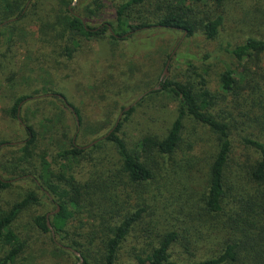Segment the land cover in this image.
I'll use <instances>...</instances> for the list:
<instances>
[{
	"label": "trees",
	"instance_id": "16d2710c",
	"mask_svg": "<svg viewBox=\"0 0 264 264\" xmlns=\"http://www.w3.org/2000/svg\"><path fill=\"white\" fill-rule=\"evenodd\" d=\"M46 4L0 0V24L7 22L0 26V39L13 41L9 29H16L29 14L42 13ZM95 4L88 16L99 8ZM221 5L222 0H122L115 6L117 17L133 20L114 26L111 21L90 24L73 0H58L62 22L52 30L57 39L63 38L68 57L82 36L106 33L121 38L156 28L210 41L224 23ZM44 27L39 25L40 40L46 38ZM8 51L0 47V68ZM223 52L237 62L239 71L227 67L215 93L205 71L186 61L182 71L159 79V89L140 97L137 104L149 94L170 93L177 102L176 114L161 129L140 131L133 149L121 131L134 105L123 111L121 104L111 126L89 144H76L70 137L51 158L39 152L37 134L24 122L27 136L10 146V177L0 174V190L20 181L29 184L0 213V243L6 246L0 264L13 263L27 246L29 235L21 234L18 219L30 209L34 214L29 229L75 257L72 264H118L120 247L129 236L131 264H264V38L248 35L241 43H227ZM28 97L15 98L10 116L17 119L19 105ZM188 120L205 128L212 143L201 144L204 135H199L202 139L193 144L196 140H189L185 129ZM74 160L91 164L83 182L72 174ZM50 206L53 214L38 212ZM82 213L91 221L68 226Z\"/></svg>",
	"mask_w": 264,
	"mask_h": 264
},
{
	"label": "rangeland",
	"instance_id": "374dc122",
	"mask_svg": "<svg viewBox=\"0 0 264 264\" xmlns=\"http://www.w3.org/2000/svg\"><path fill=\"white\" fill-rule=\"evenodd\" d=\"M121 1L75 0L73 6L90 24L111 21L116 26L123 20H133L127 16L117 17L115 6ZM95 3L100 5L99 8L88 16L89 10L96 7ZM221 7L224 23L214 40L207 41L201 36L185 39L180 32L156 28L121 38H112L106 33L97 38L82 36L72 56L68 57L63 50V38L57 39L52 30L60 27L62 22L58 15L61 13L58 0H47L42 13L29 14L16 29H9L13 41L8 39L5 42L12 44L10 48L0 39L1 51L9 50L4 67L0 68V140L5 141L0 145V174L10 177L7 161L10 146H18L26 138L24 122L33 126L39 152L44 150L51 158L57 149L68 144L70 137L76 144H89L99 131L111 126L123 103L125 107L135 106L121 131L127 147L133 149L140 131L148 127L161 129L176 114L177 102L167 92L149 94L137 104L150 90L159 89L157 81L166 62V78L171 73L178 74L185 68L186 61H190L205 71L210 89L218 91L219 75L227 67L239 71L237 62L223 52V47L227 43H241L248 35L264 38V0H222ZM42 23L46 38L40 40L39 25ZM176 42H179L176 49L168 57ZM177 50L181 57L174 55ZM262 58L264 64V56ZM19 95L29 97L20 103L15 119L9 110ZM185 129L189 140H196L193 144L202 139L199 135H204L201 144L212 143L207 139L209 135L205 128L194 121L188 120ZM70 166L80 182L91 171V164L87 161L74 160ZM28 184L20 181L0 190V213L7 202L21 197ZM52 209L53 206L43 207L38 212H51ZM33 212V209L26 210L18 219L21 234L29 235V238L23 252L11 264L75 263V257L58 250L47 236L29 229ZM80 221L88 223L91 220L82 213L72 218L68 226H79ZM132 244L130 236L122 243L118 264H131L128 250ZM5 251L6 246L0 243V257Z\"/></svg>",
	"mask_w": 264,
	"mask_h": 264
},
{
	"label": "water",
	"instance_id": "95a60500",
	"mask_svg": "<svg viewBox=\"0 0 264 264\" xmlns=\"http://www.w3.org/2000/svg\"><path fill=\"white\" fill-rule=\"evenodd\" d=\"M74 1H75V0H73V3H74ZM11 20H12V19H11ZM4 23H6V22L1 23L0 25H2V24H4ZM167 65H168V62H166L165 66H164V70H163V73L161 74L160 80H165V78H166V75H167ZM158 88H159V87H158ZM129 108H130V105L124 107L123 111H126V110H128ZM122 113H123V112L120 113L118 119H120ZM101 138H102V137H101ZM12 143H14V142H12ZM58 210H59V206H57L56 211H58ZM51 214H53V212H51ZM48 216H49V214L46 215V218H48ZM47 224H48V226L51 228V226H50V222H49V221H47ZM52 234H53V236H54V232H53V230H52ZM67 248H68V247H67ZM73 252H74L76 255L79 256V253H78L77 251H73ZM80 260L82 261V258H81V257H80Z\"/></svg>",
	"mask_w": 264,
	"mask_h": 264
}]
</instances>
